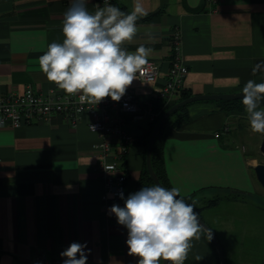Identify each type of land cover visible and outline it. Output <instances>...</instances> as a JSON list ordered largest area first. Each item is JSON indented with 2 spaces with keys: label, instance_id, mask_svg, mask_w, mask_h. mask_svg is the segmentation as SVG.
<instances>
[{
  "label": "crops",
  "instance_id": "obj_1",
  "mask_svg": "<svg viewBox=\"0 0 264 264\" xmlns=\"http://www.w3.org/2000/svg\"><path fill=\"white\" fill-rule=\"evenodd\" d=\"M69 2L0 0V93H22L27 86L47 93L57 87L42 73L39 57L50 43L62 42ZM134 3L114 0L112 5L131 12ZM140 3L147 15L138 19L137 36L124 47L151 48L148 61L160 67L156 83L137 79L127 89L140 103L152 102L168 79L175 32L181 35L182 59L189 70L184 90L192 96L241 92L250 79L264 82V0ZM87 7L94 12L99 5L88 0ZM178 99L155 101L153 110L161 112L157 102L169 105ZM219 102L186 106L189 120L180 128L173 126L180 113L171 117L160 138L163 182L194 203L216 234L227 264H264V209L254 202L263 187L246 152V113L243 105L239 111H226ZM120 117L136 139L125 164L127 198L140 190L147 168L143 143L152 134L153 121L149 114ZM88 121L83 115L75 128L56 115L50 123L0 130V264H21L41 254L58 257L71 242L87 243V262L137 264L139 257L128 254L127 229L109 211L113 204L123 207L124 201L105 190L92 152L99 137ZM263 139L259 134L260 148ZM153 185L146 182L144 187ZM184 264H220L203 229Z\"/></svg>",
  "mask_w": 264,
  "mask_h": 264
},
{
  "label": "clouds",
  "instance_id": "obj_2",
  "mask_svg": "<svg viewBox=\"0 0 264 264\" xmlns=\"http://www.w3.org/2000/svg\"><path fill=\"white\" fill-rule=\"evenodd\" d=\"M87 3L70 0L63 15V40L48 45L39 66L49 82L66 95L78 96L81 104H98L108 97L118 102L152 53L144 45L135 51L124 47L137 36V21L147 12L140 0L131 12L112 4L92 12ZM146 35L153 39L151 33ZM241 93L250 130L264 134V82L250 79ZM118 195L123 207L113 204L109 211L127 229L128 254L139 257L137 264H184L192 241L202 232L194 203H187L179 188L159 184L142 187L127 198L122 191ZM86 249V242H71L60 253L63 264H87Z\"/></svg>",
  "mask_w": 264,
  "mask_h": 264
},
{
  "label": "built area",
  "instance_id": "obj_3",
  "mask_svg": "<svg viewBox=\"0 0 264 264\" xmlns=\"http://www.w3.org/2000/svg\"><path fill=\"white\" fill-rule=\"evenodd\" d=\"M99 7L113 4L114 0H95ZM213 4L216 0H208ZM171 68L166 83L159 88L153 101L142 104L133 90H126L124 96L117 102L110 97L98 104H81L78 96H69L58 87L47 93H39L32 86H27L22 93H0V130L17 129L35 123H50L54 116H63L71 127H77L83 115L88 116V127L99 137L93 145L92 152L98 159V174L102 178L108 194L119 198L122 191L126 197L128 170L126 158L135 137L125 129L121 119L122 114H128L136 119L149 114L152 121L159 117L153 110L155 101L170 102L184 90V80L189 72L182 59V38L175 32ZM160 76V67L154 61H148L138 79L146 83H156ZM228 127L224 130L228 131ZM216 137H220L216 134ZM114 138L116 141H112ZM110 169L112 172L106 171ZM61 256L48 257L39 255L32 261L21 264H63ZM87 264H93L87 262Z\"/></svg>",
  "mask_w": 264,
  "mask_h": 264
},
{
  "label": "water",
  "instance_id": "obj_4",
  "mask_svg": "<svg viewBox=\"0 0 264 264\" xmlns=\"http://www.w3.org/2000/svg\"><path fill=\"white\" fill-rule=\"evenodd\" d=\"M242 99V93L241 92H233V93H223V94H203V95H193L187 99H184L171 108H169L163 116L160 118L158 123L156 124L155 128L152 131V134L149 139L147 152H146V166L149 173V176L154 184H159L163 187L164 184L159 179L158 175L156 174L153 164H152V154L155 142L157 140V137L159 136L162 128L168 121V119L176 113L179 109L188 106L189 104H192L194 102L198 101H238ZM261 153L264 155V139L261 144ZM254 172L257 181L259 184L264 188V164H258L254 167ZM200 223L202 225V229L205 231V233L210 235L211 233V242L213 243L215 249L217 250L219 257H220V264H227L225 252L216 236L214 231L211 229V227L199 216ZM165 264H168V262H165Z\"/></svg>",
  "mask_w": 264,
  "mask_h": 264
},
{
  "label": "trees",
  "instance_id": "obj_5",
  "mask_svg": "<svg viewBox=\"0 0 264 264\" xmlns=\"http://www.w3.org/2000/svg\"><path fill=\"white\" fill-rule=\"evenodd\" d=\"M192 95L190 93H187L185 90H182L181 93L179 94V99L178 101H182L184 99H187L189 97H191ZM178 101H175L173 102L172 104H169V105H165V104H162L161 102L158 103L157 102V107L160 108L161 112L159 113V117L153 121L151 123V131H153V129L155 128L156 124L158 123V121L160 120V118L163 116V114L169 109L171 108L172 106H174L175 104L178 103ZM221 107L226 110V111H232V110H241L242 109V102L241 100H238V101H220L219 102ZM185 111H186V106L179 109L176 113H174L171 117H174L176 116L178 113L179 114V117L178 119L175 120L174 122V128H180L182 125H184L185 123L188 122L189 118L184 115L185 114ZM171 117L168 119V121L166 122V124L164 125V127L162 128L156 142H155V145H154V149H153V154H152V164H153V168L156 172V174L158 175L159 179L161 180V182L164 184L163 182V170L161 168V147H160V143H161V136H162V133L164 131V128L165 126L170 122L171 120ZM150 131V132H151ZM149 132V133H150ZM152 133V132H151ZM151 134H148L144 139V146L147 148L148 146V142H149V137H150ZM146 182H149V183H152V180L149 176V173H148V170L147 168H145V171H144V174H143V178L141 179L140 181V189L142 187H144L145 183ZM164 186L166 187V185L164 184ZM167 188V187H166Z\"/></svg>",
  "mask_w": 264,
  "mask_h": 264
},
{
  "label": "rangeland",
  "instance_id": "obj_6",
  "mask_svg": "<svg viewBox=\"0 0 264 264\" xmlns=\"http://www.w3.org/2000/svg\"><path fill=\"white\" fill-rule=\"evenodd\" d=\"M244 132H245L244 135H246L245 139L247 142L246 144L247 155L250 156L251 159L254 160V163L256 164V166L258 164H264V155L261 153L260 144L258 142L259 134L253 133L250 130V128H248V130H245ZM254 202L258 203L259 207L264 209V188L261 189L260 195L257 201H254Z\"/></svg>",
  "mask_w": 264,
  "mask_h": 264
}]
</instances>
